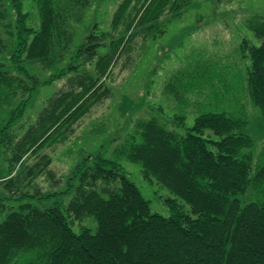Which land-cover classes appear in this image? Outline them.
Segmentation results:
<instances>
[{"label":"trees","instance_id":"obj_1","mask_svg":"<svg viewBox=\"0 0 264 264\" xmlns=\"http://www.w3.org/2000/svg\"><path fill=\"white\" fill-rule=\"evenodd\" d=\"M93 1L33 0L40 17L39 28H33L23 0H0V155L11 156L8 179L0 176V184L12 196H0V264H264V154L256 161L257 143L243 102L248 97L264 123V19L250 24L260 45L242 46L251 64L238 96L234 75L197 61L173 75L166 87L181 103L205 95L207 110L193 126H185L184 116L176 118L184 133L169 130L157 118L139 120L114 158L99 153L75 167L65 191L73 196L64 209L33 203L57 193L23 191L24 181L38 175L60 183L49 169L51 159L40 153L65 143L72 127L109 98L104 81L118 54L141 30L155 31L166 13L178 18L192 3L123 0L112 31L93 32L74 50V27ZM102 50L107 53L101 55ZM68 58L71 63L44 82L24 64L48 69ZM67 72L74 73L69 89L51 99L37 122L17 138L11 129L39 85H50ZM215 97L221 100L216 103ZM229 97L235 106L216 111ZM29 155L39 161L16 173ZM122 159L139 164L144 180L169 191L164 202L170 216L152 212ZM14 195L26 202L9 207ZM86 219L97 227L77 230L75 225Z\"/></svg>","mask_w":264,"mask_h":264},{"label":"rangeland","instance_id":"obj_2","mask_svg":"<svg viewBox=\"0 0 264 264\" xmlns=\"http://www.w3.org/2000/svg\"><path fill=\"white\" fill-rule=\"evenodd\" d=\"M23 1L25 11L31 16L29 25L39 28V12L33 0ZM122 1L94 0L84 20L74 27L73 49L81 45L84 38L93 32H111L113 15ZM258 19H264V0H192L191 5L180 17L173 18L171 14L166 13L155 31L150 33L141 30L130 45L118 54L104 81L110 88L109 98L95 105L88 115L72 127L65 143L47 148L40 153V157L49 156L52 161L49 169L55 173V179L60 183L56 184L46 176L38 175L30 183L24 181L23 191L30 194L41 191L45 196L57 193L59 196L33 203L39 206L59 205L64 209L73 196L72 193L65 194V191L68 189L75 167L86 157L91 159L99 153L107 158H114V150L134 133L139 120L157 118L169 130L184 133L181 120L176 118L184 116L185 126H193L195 119L207 110L203 103L205 95L189 96L188 102L181 103L167 92L166 87L173 75L197 61L214 63L234 75L235 96H238L241 84L244 80L246 82L251 64L249 58L244 57L242 46L244 42L250 46L260 45L250 27L251 22ZM105 53H107L105 50L100 52L101 55ZM70 63L68 58L65 62L48 69L31 61L24 64L31 75L39 82H44ZM6 65L10 67L7 63ZM88 69L93 70L94 66L89 65ZM73 75L74 73L67 72L63 78L56 79L50 85H39L25 115L11 129L17 138L22 137L28 128L37 122L51 99L69 89V79ZM206 93L209 94V91ZM215 98L216 103L221 100L220 97ZM243 99L249 116L248 129L257 143L255 153L257 161L264 154V123L249 98ZM236 102L229 97L218 103L215 110L219 112L226 110L232 104L235 106ZM5 118L7 120L10 118L9 112ZM8 157H11L8 153L0 155V176L3 178L8 177ZM38 161L39 156L29 155L22 166L17 167L16 173L26 171ZM121 164L144 197L150 201L152 212L165 217L170 216V209L164 202L171 196L169 191L157 183L150 184L144 180L139 164L125 159L121 160ZM0 196L12 198L1 184ZM15 198L17 196L14 195L13 200L7 201L9 207L16 208L26 202ZM2 218L3 215H0V221ZM80 225L91 229L97 227L93 219L76 224L77 230Z\"/></svg>","mask_w":264,"mask_h":264}]
</instances>
